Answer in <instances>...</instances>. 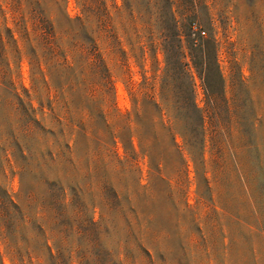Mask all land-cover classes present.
Here are the masks:
<instances>
[{"label": "rangeland", "instance_id": "obj_1", "mask_svg": "<svg viewBox=\"0 0 264 264\" xmlns=\"http://www.w3.org/2000/svg\"><path fill=\"white\" fill-rule=\"evenodd\" d=\"M0 258L264 264V0H0Z\"/></svg>", "mask_w": 264, "mask_h": 264}, {"label": "trees", "instance_id": "obj_2", "mask_svg": "<svg viewBox=\"0 0 264 264\" xmlns=\"http://www.w3.org/2000/svg\"><path fill=\"white\" fill-rule=\"evenodd\" d=\"M68 28H74L75 24H74V20L71 19V18H68ZM49 28H54L53 24L50 23V27ZM0 264H3L2 261H1V258H0Z\"/></svg>", "mask_w": 264, "mask_h": 264}]
</instances>
